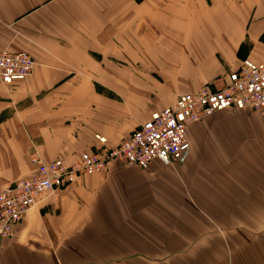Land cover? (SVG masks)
Listing matches in <instances>:
<instances>
[{
    "label": "crops",
    "instance_id": "1",
    "mask_svg": "<svg viewBox=\"0 0 264 264\" xmlns=\"http://www.w3.org/2000/svg\"><path fill=\"white\" fill-rule=\"evenodd\" d=\"M125 1L0 0V50L36 61L26 79L0 80V190L36 170L32 155L72 160L127 137L118 132L123 114L109 112V95L121 97L127 79L146 105L132 131L242 60L264 61V0H166L162 12L179 21L167 27L183 32L180 43L163 46L166 56L156 38L137 33L142 15L161 30L156 3L127 10ZM128 12L131 41L155 44L148 77L126 71L127 59L142 63L126 53ZM110 55L123 64L117 81L94 88L89 77ZM217 119L188 126L183 162L143 169L113 161L56 189L0 242V264H75L86 255L88 264H264V116Z\"/></svg>",
    "mask_w": 264,
    "mask_h": 264
},
{
    "label": "built area",
    "instance_id": "2",
    "mask_svg": "<svg viewBox=\"0 0 264 264\" xmlns=\"http://www.w3.org/2000/svg\"><path fill=\"white\" fill-rule=\"evenodd\" d=\"M33 68L28 52L0 50V80L4 83L26 79ZM247 109L264 115V61L246 59L227 78L180 95L173 105L155 111L119 144L83 151L72 160L42 162L34 155L36 170L0 190V242L12 237L27 212L56 189L106 170L113 159L143 169L155 161L183 162L191 147L187 137L190 124L219 111Z\"/></svg>",
    "mask_w": 264,
    "mask_h": 264
},
{
    "label": "rangeland",
    "instance_id": "3",
    "mask_svg": "<svg viewBox=\"0 0 264 264\" xmlns=\"http://www.w3.org/2000/svg\"><path fill=\"white\" fill-rule=\"evenodd\" d=\"M125 2H127V10H129L131 8H134L135 6L137 7V5H139V4H144V3L149 4V0H126ZM128 3H132V6L130 7L128 5ZM155 3H156V7L158 9V12H159V16H158L159 18H157V19H159V22L162 24L160 26L161 30L148 29L146 27V25H151L152 24L151 21H150V17H148L149 18L148 19L147 17L142 15L141 16V22H140L141 23V30H138L137 33L138 34H142L143 37H146V38H150L151 36L154 39L156 38L154 43H156V41L158 43V53L160 55H162V56H166L165 53H164V50H166L164 48L166 43H180V40L177 37H179L183 32L182 31H179L177 33L176 32H172L171 27L169 25L167 27V25H166L167 22L170 25H175V24H178L179 21H176V19H175L177 16H166V12H162L163 9L165 8L166 0H153L151 2L152 6H154ZM144 6H146L147 8L150 7L149 5H144ZM198 16L200 17L201 15H195L196 21L194 23H199L198 20H197ZM126 18H127L126 19L127 20V26H126L127 30H126V33H125V36H126L125 37V39H126V53L131 58H133L132 55H136V58H138V61L142 60V63L141 62H137V63H134V65H132V64H129V62H128L129 60L127 59L126 71L129 72L130 74H136V75L142 74V77L145 76V75L148 77L149 74L151 73V69L150 68H151V62L153 60L152 57L150 56L151 55L150 51H153V52L155 51L154 50L155 49V47H154L155 44L154 43H150V40H149V43H135L134 44L131 41L132 35L130 34V31L133 29V25H134L133 20H135V19H134V16L130 15V12L127 13ZM205 18L206 19L211 18L212 19V20H210V22H211V21H214V19H217L219 17L206 16ZM152 20H156V19L153 18ZM5 49L6 50H12L10 48H5ZM118 50H120V47L118 48ZM141 53H142V58L139 57V55H141ZM109 57H110V60H111L109 63L104 64V65L100 64L101 66L99 65V68L95 69V71H96L95 72V78H94V73L91 74L92 77L91 76L89 77L90 78L89 82L92 83V86L94 88H100L101 86L110 87L109 85H110L111 82L117 81L116 80L117 79L116 75H117V73L119 71V68L120 69L122 68L123 64L120 63V62H117L120 59V58H118V56L110 55ZM246 59H249V58H246ZM246 59H244V60H246ZM171 60H172V58H171ZM244 60H242L240 62V64L236 68H233V69L227 71L225 74L216 77L215 79H213L209 83H207L205 85H202L200 88H202L204 86L211 85L213 82H216L220 78H227L228 74L231 73L233 70L237 69ZM33 61H34V68H35L36 61H35L34 57H33ZM254 61H256V60H254ZM166 65L168 67L172 66V72H173V66L175 67L174 64H169V65L166 64V63H159L158 64L159 67L163 66V70H162L163 72L166 70ZM34 68H33V72H34ZM169 70H170V67H169ZM99 73H101V74L103 73L105 79H106V76H108L110 78L108 80H102L99 77V75H100ZM152 75H154L152 77H157V78H154L155 80L157 79V80L163 82V84L165 85V79L162 76V72L153 70V74ZM114 78H116V79H114ZM107 81H108V83H107ZM135 81L136 80H132V79H127V80L124 81L125 82V88H124V91H123V94H122L121 97H117V95H114V93H113V95H109L110 101L112 103H114V104H112L110 106V109H109L110 114L114 113V115H117V114L121 115V113H122L124 118H125L124 122L121 125L122 128H120L118 130V132H121V133L129 131L128 132V134H129L133 130H135L142 123L139 124L138 126L132 128V131H130L131 127H133L135 125L134 123L137 120V118L139 119L142 115L145 114L144 110L146 108V105H145V103L143 101L139 100V97H141V95L139 94L138 90L135 89ZM143 81L148 82V79H143ZM102 83H104V84H102ZM122 83H123V81H122ZM148 88H150V87H148ZM200 88H198V89H200ZM198 89H196V90H198ZM196 90H194V91H196ZM187 92H190V91H187ZM184 93H186V92H184ZM184 93H182V94H184ZM182 94H180V95H182ZM148 96H149V94H148ZM143 97H144V95H143ZM135 101H137V102H135ZM98 106H101V105H98ZM154 112L155 111H153L151 113L149 118H151L153 116ZM217 113L207 117L206 119H204L200 123H204V121L206 122L209 119L210 120H214V119H217V118H218L217 120H220V119L221 120H227L229 118L245 120L247 118L248 119H253V118H261L262 116H264V115H259V114L255 113L254 111L249 110V109H247V110H236V111L227 110V112H223V113H220L218 115H217ZM115 123H116V126H117L118 122H115ZM211 134H210V129L208 128V130H206V135L210 136ZM196 136H197V134H196ZM234 136H240V135H234ZM97 138H98L100 144H102L101 141L105 143V138H102L100 136H98ZM121 141H119L117 144H119ZM204 144L208 146L207 143H204ZM104 146L105 145L102 144V145L96 147L94 150L90 149V151L99 150V149H101ZM108 146H110V145H108ZM206 147H204V148H206ZM83 151H89V150H87V149L86 150H82L79 153H82ZM79 153H76L75 155H78ZM33 156L34 155L31 156L30 162L32 163V165H34V167H36L37 164H36L35 161H33ZM38 157H40V156H38ZM76 158H77V156H76ZM41 161L42 162H48V161H52V160H45L44 158H41ZM113 161H117V160L116 159L111 160V162H113ZM173 164H176V163H173ZM97 173H99V172H97ZM87 256L88 255L84 256L83 258H81L80 261L75 262V264L92 263V261H93L92 258L87 257Z\"/></svg>",
    "mask_w": 264,
    "mask_h": 264
}]
</instances>
